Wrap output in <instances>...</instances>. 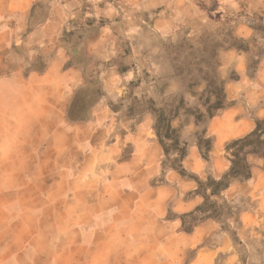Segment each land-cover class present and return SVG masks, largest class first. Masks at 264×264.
Instances as JSON below:
<instances>
[{
  "label": "crops",
  "instance_id": "crops-1",
  "mask_svg": "<svg viewBox=\"0 0 264 264\" xmlns=\"http://www.w3.org/2000/svg\"><path fill=\"white\" fill-rule=\"evenodd\" d=\"M89 1L95 23L71 29L68 21L83 14L80 0H55L49 7L40 0H0V264H181L190 250L196 251L188 264H214L221 251L237 264L228 233H222V247L203 246L216 225L212 219L190 234L183 231L179 216L204 201L195 195L193 179L168 168L163 182L154 184L163 160L177 155H165L156 119L129 100H159L156 83L141 79L144 70L156 69L158 50L151 46L149 58L137 43L115 45L121 27L120 34L139 43L145 25L112 23L114 5L103 10L96 8L98 0ZM122 1L136 12H146L149 4ZM253 13L264 20V11ZM164 25L156 21L158 31ZM256 33L252 24L236 26L245 41ZM253 55L252 45L222 50L218 76L230 105L201 128L214 137L212 164L189 134L199 124L181 116L171 121L188 144L182 166L201 181L219 179L229 169L224 156L215 157L221 146L246 137L264 120V58L252 78ZM134 81L139 87L130 88ZM243 96L255 106L253 116L237 102ZM115 97L125 99L119 109L109 104ZM248 161L252 179L233 182L221 196L235 186L251 197L264 189V148ZM171 202L175 216L168 218ZM263 212L264 192L242 213V226L263 219Z\"/></svg>",
  "mask_w": 264,
  "mask_h": 264
},
{
  "label": "rangeland",
  "instance_id": "rangeland-1",
  "mask_svg": "<svg viewBox=\"0 0 264 264\" xmlns=\"http://www.w3.org/2000/svg\"><path fill=\"white\" fill-rule=\"evenodd\" d=\"M40 1L48 7L55 2V0ZM80 1L84 2L83 14L81 20L68 21L67 25L71 29L83 28L95 23V20L92 19L96 15L95 7L89 0ZM147 2L149 4H147L146 12L133 11L132 5H128L122 0H98L96 6V8L104 10L107 4L114 5L117 15L112 23L122 25L129 22H140L145 25L141 32V37H143L139 43L129 36L124 37L122 33L120 34L119 32H124V27H121V30L116 33V47L121 49L125 45L130 46L131 43H137L146 50V55L149 58H152L149 56L151 46H155L158 50L154 57L157 62L156 69L151 67L154 65L153 63L150 64L148 68L151 67L153 70H144L141 79L146 82L147 86L156 83L159 100L154 101L148 96L141 99L132 97L129 101L139 103V113L148 110L155 119L164 116L165 120H168L177 110L179 116L184 119V123H187L189 119L196 122L197 110L206 112L204 104L208 97L206 93L207 80L218 76V69L222 65V50L235 43L238 45L239 42H236L234 38L242 39L236 34L238 25L252 24L257 29L256 35L246 41L247 46L252 45L254 54L250 58L248 72L250 77L255 78L260 68V60L264 58V20L261 15L254 16L253 12L264 11V0H148ZM159 19L166 22L163 28L160 27L161 31H158L156 26V21ZM101 23L104 24L105 19H101ZM232 77H234L233 74ZM139 85L134 81L130 88H136ZM121 89L123 88L121 87ZM124 100L115 97L110 99L109 104L115 109H119L124 105ZM215 101L216 99L212 97L211 103ZM237 102L242 105L246 114L254 115L255 106H250L245 96L240 97ZM128 114L131 115L132 112H128ZM204 123L200 122L199 128L191 129L189 134L197 143L201 142L205 151V141L210 140L213 147L214 137L206 132L203 134L204 131L201 128ZM176 131L178 137L181 138L178 130ZM166 142L168 144V140ZM226 146L224 149L221 146L217 150L216 158L222 160V156H224L228 160ZM173 159L163 160L162 169L164 171L172 166ZM208 161L212 164L210 158ZM164 171L160 175L161 178L159 176L154 184L164 178ZM186 174L196 177L188 172ZM263 192L264 189L251 197L246 194L244 188L236 189L235 186L229 193L219 198H212V201L223 205V210L220 219H212L216 225H213L208 233L203 246L213 248L221 245L222 247L220 242L222 233H228L232 241L231 248L233 247L236 251L237 264H264V212L260 213L263 216L257 213L263 219L247 225L246 228L240 221L244 211L262 201ZM176 198L179 199L180 195H177ZM173 202L168 207V217L170 218L175 216ZM257 211L259 210L257 209ZM195 251H188L181 264H188L194 257ZM214 264H229L226 256L222 255V251L216 257Z\"/></svg>",
  "mask_w": 264,
  "mask_h": 264
},
{
  "label": "trees",
  "instance_id": "trees-1",
  "mask_svg": "<svg viewBox=\"0 0 264 264\" xmlns=\"http://www.w3.org/2000/svg\"><path fill=\"white\" fill-rule=\"evenodd\" d=\"M234 40L239 42V44H232L230 48L242 51L248 49L245 40H238L236 38H234ZM207 84L206 93L208 94V97L204 104L206 112L197 110L196 124H199L200 122L206 123L207 120L213 119L219 112L230 105L227 101L224 81L216 75L215 77L208 79ZM212 97L216 99L214 103H211ZM178 116L179 112L176 110L175 114L168 120H165L164 116L163 118L158 117L156 119L155 131L160 140V144L164 149L165 155L168 156L171 153L177 155L173 159L170 168L178 171L182 176L193 179L198 184V189L195 191V195L202 196L204 199L203 203L193 212L179 216V219L182 220L183 231L190 234L198 225L204 223L206 220L221 218L223 205H220L216 201H212V198L220 197L235 181L243 183L252 179L253 166L249 163L248 157L250 155L258 154L262 148H264V120H257L256 128L253 132L226 146L225 150L227 153V159L230 162V167L219 179L209 177L206 181H201L197 177L187 176L186 171L182 166V161L187 155L188 144L181 141L177 135V131L171 126V121ZM205 132L206 131H204L203 134H205ZM167 140L168 144L166 142ZM205 144V151L202 148L201 142H198V147L202 158L208 161L209 152L212 149V142L206 140ZM161 182H163L162 179L160 180V183Z\"/></svg>",
  "mask_w": 264,
  "mask_h": 264
}]
</instances>
